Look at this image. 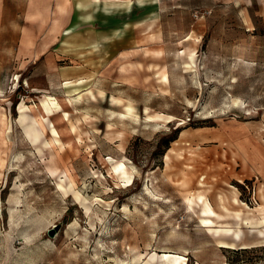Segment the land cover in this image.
Instances as JSON below:
<instances>
[{
  "label": "rangeland",
  "instance_id": "rangeland-1",
  "mask_svg": "<svg viewBox=\"0 0 264 264\" xmlns=\"http://www.w3.org/2000/svg\"><path fill=\"white\" fill-rule=\"evenodd\" d=\"M263 8L264 0H153L134 18L100 14L78 34L122 28L114 32L128 41L118 36L104 50H146L151 81L103 101L73 100L75 134L60 139L50 123V143L42 126L38 149L22 114L40 117V101L49 114L48 99L18 74L9 81L19 27L0 24V113L10 124L0 132V264H145L154 253L159 264L169 251L186 264H228L244 256L231 249L253 246L264 264ZM66 44L83 62L102 47ZM119 161L131 181L115 172ZM199 195L220 215L215 225H203Z\"/></svg>",
  "mask_w": 264,
  "mask_h": 264
},
{
  "label": "crops",
  "instance_id": "crops-1",
  "mask_svg": "<svg viewBox=\"0 0 264 264\" xmlns=\"http://www.w3.org/2000/svg\"><path fill=\"white\" fill-rule=\"evenodd\" d=\"M13 2L15 5L11 8L6 6L4 1L0 7V24L19 27L16 51L19 69L8 74L9 81L15 82L11 75L18 74L20 81L30 85V92L43 93L57 99L60 107L52 105V109L48 108L51 110L49 114L40 101V119L49 137H53L50 123L56 128L54 130L58 131L60 139L66 134H75L70 121L73 100L84 96L89 98L91 95L95 96V100L97 98L103 101L105 96L107 98L115 96L108 93L111 89L120 90L122 87L144 84L148 77L151 81L146 50H138L133 45L115 51L104 50L103 43L116 41L118 36L120 40L128 41L124 39L127 33L117 34L122 28H112L110 32L103 30L91 38L85 36V33L83 36L78 33L89 27V24L97 23L100 14L117 11L120 14L123 10L126 19L134 18L135 7L147 9L153 0H13ZM10 10L15 11L12 16L8 14ZM262 13L264 14V8ZM103 21L105 19L101 20ZM124 23V26L129 25L127 21ZM64 38L65 47L62 48L60 43ZM66 40L71 44L74 41L77 43L84 41L87 44L91 42L98 49L102 46V49L97 50L94 59L83 62L67 46ZM141 64H144V68ZM92 98L90 97V100H94ZM45 105L47 106V103ZM129 107L131 104L126 105L127 110L131 111ZM4 121V125L0 122V126L2 125L0 132L10 128L8 120ZM22 121L28 135L27 140L38 149L45 137L41 125L37 123V117L23 113Z\"/></svg>",
  "mask_w": 264,
  "mask_h": 264
},
{
  "label": "bare ground",
  "instance_id": "bare-ground-1",
  "mask_svg": "<svg viewBox=\"0 0 264 264\" xmlns=\"http://www.w3.org/2000/svg\"><path fill=\"white\" fill-rule=\"evenodd\" d=\"M163 80H165L166 82L169 81V76L167 73H165L163 75ZM47 99H48L47 106L45 105L47 107V109L48 108L52 109V105H54V104H56L58 108L60 107V104L58 103V101L55 97L48 95ZM4 119H5L4 114L0 113V122H2L3 125L5 123ZM42 119H44V118H42ZM37 123H39L41 125V127L43 126L40 117H37ZM1 127H2V125L0 126V128ZM49 142L52 143V142H54V140L51 138ZM166 157H168V156L166 155ZM3 164H4V158H2L0 156V165H3ZM47 167L50 170H53L54 168H56V167H53L51 165H47ZM113 168H114L115 172H117L120 176L125 177L126 181H131L132 175L129 172L126 164L123 161H119L116 165H114ZM200 202H201V206H200L201 207V215L203 216L201 220L203 222V225H205V226L215 225L214 219H212V218L213 217H220V215L218 213H216V211L213 209V207H212L210 201L207 199V197H203V195H199V203ZM245 223L253 224L252 222L247 221V220H245ZM260 225L263 226V228H259L257 230V233L260 237H262L264 239V214L262 216V219L260 220ZM223 226H226L224 228L225 232H233L236 239H239V240L242 239L243 231L241 228L236 229V228H233L232 226H230L228 224H224ZM251 245H253V244H251ZM251 245L249 244V246H251ZM156 255L157 254L154 253L151 256V259H154ZM151 259H149L146 263L151 264ZM186 262L187 261H186L185 255H181V254H177V253H171L170 251L169 252H163V254H161L160 260H159V264H186Z\"/></svg>",
  "mask_w": 264,
  "mask_h": 264
},
{
  "label": "trees",
  "instance_id": "trees-1",
  "mask_svg": "<svg viewBox=\"0 0 264 264\" xmlns=\"http://www.w3.org/2000/svg\"><path fill=\"white\" fill-rule=\"evenodd\" d=\"M176 135H172L171 137H166L163 140V144L166 148H169L171 142L176 139ZM261 249L260 246H253V247H245L240 249H231L232 252H234L237 255L244 254L243 257H238L234 261H229L228 264H256L257 261L253 259L250 255L253 253L258 252Z\"/></svg>",
  "mask_w": 264,
  "mask_h": 264
}]
</instances>
